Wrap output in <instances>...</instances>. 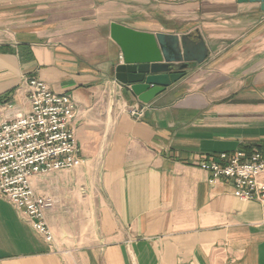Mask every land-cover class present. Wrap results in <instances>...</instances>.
<instances>
[{"label":"crops","instance_id":"0c3cea01","mask_svg":"<svg viewBox=\"0 0 264 264\" xmlns=\"http://www.w3.org/2000/svg\"><path fill=\"white\" fill-rule=\"evenodd\" d=\"M114 23L190 36L208 57L143 105L115 81ZM26 76L77 105L82 165L32 178L56 201L53 243L0 194V264H264V204L201 167L221 153L264 156L260 4L0 0V111H30Z\"/></svg>","mask_w":264,"mask_h":264},{"label":"built area","instance_id":"2783aa9c","mask_svg":"<svg viewBox=\"0 0 264 264\" xmlns=\"http://www.w3.org/2000/svg\"><path fill=\"white\" fill-rule=\"evenodd\" d=\"M30 111L17 112L8 105L0 111V194L47 243L54 234L46 214L56 206L51 197L38 195L32 178L71 170L82 165L74 122L79 110L67 95L54 93L36 77L23 78ZM133 116L141 112L134 109ZM213 181L231 183L241 201L264 204V156L259 152L221 153L201 163Z\"/></svg>","mask_w":264,"mask_h":264},{"label":"water","instance_id":"95a60500","mask_svg":"<svg viewBox=\"0 0 264 264\" xmlns=\"http://www.w3.org/2000/svg\"><path fill=\"white\" fill-rule=\"evenodd\" d=\"M239 2L260 4L264 11V0ZM111 39L122 52L113 71L115 81L143 105L183 79L191 64H203L209 54L204 42H193L190 36L151 35L115 23Z\"/></svg>","mask_w":264,"mask_h":264}]
</instances>
